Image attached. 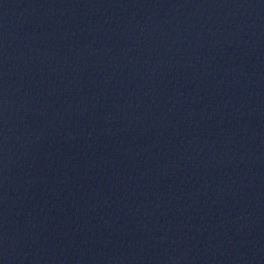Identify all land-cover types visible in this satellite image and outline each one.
Returning <instances> with one entry per match:
<instances>
[{
  "label": "water",
  "instance_id": "water-1",
  "mask_svg": "<svg viewBox=\"0 0 264 264\" xmlns=\"http://www.w3.org/2000/svg\"><path fill=\"white\" fill-rule=\"evenodd\" d=\"M0 264H264V0H0Z\"/></svg>",
  "mask_w": 264,
  "mask_h": 264
}]
</instances>
